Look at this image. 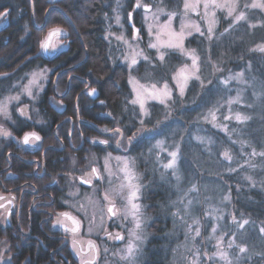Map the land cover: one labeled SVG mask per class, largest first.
I'll list each match as a JSON object with an SVG mask.
<instances>
[{"label":"trees","instance_id":"trees-1","mask_svg":"<svg viewBox=\"0 0 264 264\" xmlns=\"http://www.w3.org/2000/svg\"><path fill=\"white\" fill-rule=\"evenodd\" d=\"M135 1L124 0L121 5L120 0H0V12L8 13L7 23L0 27V92L1 85L18 82L22 74L51 69L50 84L37 105L51 106L48 97L53 95L55 86L56 92L68 91L64 97L67 110L62 114L51 108L41 110L42 120L48 124L43 127L46 137L66 140L96 136L115 140L110 133L113 130L120 131L126 139L135 137L128 144L127 153L141 174L143 203L156 223L151 226L149 247L156 249L157 259L152 263L154 258L150 257V264L172 263L185 231V225L177 218V209L183 215L182 201L187 194L196 203V217L206 224L204 233L211 220L205 213L208 205L219 206L224 212L221 232L226 238L235 239L232 257L240 256L231 264H264V232H261L264 156L258 155L264 152V52L256 50L264 46V9L248 8L252 0H239V10L246 12L244 21L227 26L231 19L220 14L211 39L198 33L188 37L185 45L197 49L201 58L200 80L192 79L183 95L175 90L174 96L164 104L150 103L143 117L131 102L130 75L171 80L182 56L176 50H169L160 61L152 54L149 63L142 61L134 71L121 61L118 54L121 43L108 26L116 12L121 11L119 14L127 17ZM167 2L174 7L175 2L181 4L180 0ZM136 14L141 19V10ZM57 26L64 30L60 36L67 45L63 50L46 53L41 43L49 30ZM144 45L146 48L147 43ZM240 72L245 77L243 84L235 80L227 85L222 83ZM70 74L89 79L98 88L99 98L90 99L86 93L79 95L85 83L75 78L68 81ZM236 95L239 102L229 104ZM92 104L95 110L90 108ZM213 112L217 127L211 122ZM233 113L249 119L244 123L225 119L229 115L234 117ZM77 114L98 128L82 124L80 132L75 129L71 134L69 118L56 126L68 115L74 120ZM220 124L227 131L219 128ZM142 129L144 134L139 135ZM158 141L163 142V155L166 149L176 151L179 147L178 175L162 173ZM225 151L231 160L224 157ZM69 185L77 186L79 182L76 178H66V190ZM81 189L86 190L82 186ZM95 239L102 250L106 242L100 236ZM110 246L101 251L99 264H117L115 257L109 255L116 246ZM240 247L247 251L241 253Z\"/></svg>","mask_w":264,"mask_h":264},{"label":"rangeland","instance_id":"rangeland-1","mask_svg":"<svg viewBox=\"0 0 264 264\" xmlns=\"http://www.w3.org/2000/svg\"><path fill=\"white\" fill-rule=\"evenodd\" d=\"M123 1L124 0H120L121 5H123ZM142 1L144 2L143 5H150L149 10L143 9L140 14L144 24V33L140 35H132L126 38L125 32L123 30H119L122 27L123 19V16H121L122 14H119V12L121 11L116 12L117 14L115 13V17L112 21V24H109L108 26L109 32L111 31V33H113V35H115V37L117 38V41H120L121 43L118 54L119 56H121V61L127 63L130 71H134L142 61H145L142 56H139L137 57L138 63L135 66H130L129 62L126 61L124 57L130 56L133 53V50L138 52L142 50L143 56L148 57V60L146 61L148 63L150 62L149 60L152 54L158 58L157 50L149 48L148 45L152 42H155V33L159 31L161 25L168 22L169 16L172 13H175V17L172 20V28L175 31L179 32L181 30L182 24L185 26L198 25L201 31L204 32V34L211 36L212 34H215L214 32L218 28L220 14H223L226 19H231V22H229L227 26H231L234 24L236 25L240 21H242L240 20L237 22L235 20L236 16L240 15L241 12L244 13V16L246 18V12L243 10H239L238 8L239 0H215L216 4L224 6L220 8L213 6L211 4V0H180L181 4L175 2V7L171 6L167 2V0H139L140 5ZM186 2L189 3L192 7H196L198 4L199 6L197 11L199 14H197V12L191 11V9L186 11L184 9V4ZM257 2H264V0H252L251 4L248 5V8H250L253 3ZM205 3H209V7L207 8V10H205L204 8ZM233 5H235V11L232 13V16H228L227 9L229 7H232ZM205 11H207V13L209 14V19L212 18L210 14L213 11L215 12V25L211 34H209L207 31L208 23L205 18ZM117 17H119V23H117ZM6 21H8L7 16L0 17V27L6 24ZM149 26L152 27V35L149 34ZM226 29L228 28L226 27ZM184 30L185 32L192 31L193 33H196L193 27H185ZM118 37H123V39H118ZM162 39H164V37H162ZM145 42L147 43L146 48L144 47ZM52 43L56 45L55 47H51L52 51L62 50L67 45L66 42L61 39V36L54 37ZM185 44L186 40L184 42V46L187 50L195 49ZM161 51H164L166 53L167 51H169V49H161ZM176 51L179 52L178 50ZM195 52L196 55L199 56L200 69L201 58L197 49H195ZM181 56L182 62L176 67V70L171 76V80H155L154 78H152L153 76H151V78L149 79L147 78V76H145L144 78H140L134 75V73L130 75L129 86L132 92L131 102L134 99H137L138 93L139 98L144 102L143 109H141V105L139 103L134 104L139 108L141 116H146L149 111L150 103H161V99H164V102L162 103L164 104L174 96L175 90L180 93L179 88L177 87L178 81L177 79H174V77H177L178 72L182 67H184L185 64L191 66V60L182 54ZM51 71V69L47 68L32 70L29 73H26L25 75L22 74L23 77L19 79L18 82L14 81V83L11 82L10 84L1 85L2 89L0 92V109H2V111H0V125H3V128L0 129V131H6L10 135V131L8 130L7 126L9 122H13L12 118L14 111H20V109H27L31 115H37V112H40V110H38L40 109V107L37 104L41 103L44 90H46L50 84L49 75ZM34 77L36 82L30 83V81H33ZM56 77L57 75L54 77V84ZM229 78L230 77H228L227 79L229 80ZM191 80L188 82V85ZM244 81L245 77L243 75L242 81L238 82H242L243 84ZM165 83H167L168 89H170L171 91L170 98H166V92L162 91L164 89ZM152 85H156V88L153 89ZM26 89L31 90L32 96H29L27 94ZM53 89L55 94L51 95V97H48L49 104L53 106H61L63 102L60 100L59 97L63 96L66 91L56 92L55 86L53 87ZM153 95L159 98L153 99ZM16 96L19 97L18 100L8 99V97ZM64 97L65 96H63V98ZM23 116L25 115L23 114ZM224 126L223 124H220L219 128H225ZM143 130L144 129H142V131H140L138 134H144ZM110 133L115 136V142L119 141V143L116 142V146L122 149V151L118 154L106 153L101 158H94L95 160L93 161H96L98 166L97 169L99 172L100 184L98 186H95L94 188L86 190L81 189L79 185H69L66 193V207L68 211H70L68 209L70 208L73 209L77 214H79V218L82 221L83 227L78 235V238L90 240L91 238L100 236L103 239L102 242L107 243V240L103 237L109 231V225L113 224V226L119 227L120 231L124 232V239L119 240L116 247L110 251L109 255L112 258L115 257L114 260L117 264H140L141 253L143 250L142 247H144L145 245L146 238L151 235V230H149L148 226L151 224V218L147 216L148 214H146L145 207L142 202L141 193L143 183L141 181V174H138L139 172L136 169L134 159L129 154H127V149L129 148L128 144L132 141V138L135 137L126 139L125 137H123V134L117 130H113ZM9 135L0 134V137L6 138ZM157 148L159 149L157 151L159 155L158 164L161 170L163 171L162 173L166 174L167 172L173 175L174 170L165 169L163 165L168 163V161L171 159L168 153L173 152L175 150L169 151L168 149H166L165 154L163 155L162 151H164L165 148H163V146ZM125 158L128 160L129 166L132 168V171L135 173L136 176V179L133 181V183L139 185V199L134 201V203L140 204L141 227L137 230V235L140 236V240H135V238L130 235L132 229L135 228V221L130 215H127V210L130 209V205L128 204L127 199L130 193V189L125 186L127 184V180L125 178V173L121 170L123 168V159ZM176 175H178V172H176ZM204 190L206 191L207 188H204ZM74 197H76L77 199H75ZM190 197L191 195L187 194L183 198V215H181V212L177 209V218H179L178 220L180 221V224L185 225V231L183 234V240L176 246L175 253L173 254V256L175 254L176 255L174 257L172 256L173 260L171 264H206V259H208L214 264H227L226 261H221L218 257L214 255L218 250L217 241L221 236L223 237L221 247L223 248V251L227 252L228 260H230L231 262H236L238 260V257L240 256L238 255V257H236L235 259L230 254L231 250L234 247L235 239L232 236L226 238L225 233L221 232L220 228V223L222 222L224 212L220 210L219 206H212L211 208L210 204L208 205V209L205 213L208 217H210L211 220L208 221L209 223L207 226V230L206 233H204L206 224H203L204 222L201 221V218H198V216L196 217V203H194L193 199L191 200ZM112 203H114L115 205L114 210L117 211V215L114 217L111 216L110 213L107 211L108 206ZM221 204L224 205V201L221 202ZM213 228L216 229L215 233H213L212 231ZM150 229H152V227ZM197 229H199L200 232L199 236L195 235ZM114 237L111 238L113 239V241H115ZM130 241L136 245L134 256L131 259H122V257L126 255L127 245ZM230 242L232 243L231 248L228 247ZM106 243L102 244V250L107 247ZM106 255H108V253Z\"/></svg>","mask_w":264,"mask_h":264},{"label":"flooded vegetation","instance_id":"flooded-vegetation-1","mask_svg":"<svg viewBox=\"0 0 264 264\" xmlns=\"http://www.w3.org/2000/svg\"><path fill=\"white\" fill-rule=\"evenodd\" d=\"M138 3L139 0L135 1L132 9L127 11V17L122 19L119 30L125 32L126 38L137 35L136 30H139L138 35L144 33L143 21L136 14V11L143 10L144 2H141V7H136ZM72 78L81 79L85 83L79 95L86 93L90 99L99 98L98 88L89 79L70 74L68 81ZM93 88L98 90V94H90ZM63 96L59 97L63 102L61 106H45L38 110L49 111L48 108H51L59 114L66 112L67 102ZM90 108L95 110L93 104ZM76 109L79 113L78 106ZM40 112L31 115L25 109L23 116L20 111H14L13 122L6 125L10 135L0 137V197H3L0 199V261L3 264H88L90 261L92 264H99L100 244L95 238H91L96 242L97 254L93 248L86 249L89 239L78 238L83 227L79 214L71 209L67 210L66 178H76L80 188L91 189L98 186L100 180L92 171H98V166L93 160L106 153H119L122 149L116 146L117 141L110 138H48L43 128L48 124L42 120ZM67 118L71 119V134L75 129L80 132L82 124L98 128L92 121L81 119L79 114L74 120L68 115L56 126ZM2 128L3 125H0V129ZM30 133L39 135L41 139L33 142L30 138L29 143L25 144L24 137ZM101 141H107V144ZM81 180H89L90 183L85 184ZM145 212L149 213L146 209ZM70 216L80 222L76 234L66 230L73 226ZM150 223L149 230L156 225L154 219ZM109 227L103 238L107 240V246H116L119 240L113 241L111 238L117 234L123 235L124 232L113 224ZM151 238L152 234L146 238L142 247L140 264H150V257L154 258L152 263L157 259L156 249L149 247Z\"/></svg>","mask_w":264,"mask_h":264},{"label":"snow or ice","instance_id":"snow-or-ice-1","mask_svg":"<svg viewBox=\"0 0 264 264\" xmlns=\"http://www.w3.org/2000/svg\"><path fill=\"white\" fill-rule=\"evenodd\" d=\"M211 4L217 8L220 7H224L223 5H218L215 3V0H211ZM198 4L196 7H192L189 3H185L184 4V9L187 11L189 9H191V11L197 12L198 13ZM136 7H141V5L138 3L136 5ZM209 7V3H205L204 4V8L205 10H207V8ZM252 8H260V9H264V2H257V3H253L251 5ZM145 8H147V6H145ZM228 11V16H232V13L235 11V5H233L232 7H229L227 9ZM8 13L5 12H0V17H5L7 16ZM211 19H209V14L207 13V11H205V18L207 20L208 23V33L211 34L213 31V27L215 25V12L213 11L211 14ZM175 17V13H172L169 16L168 22L161 25L159 28V31L155 33V42H152L148 45L149 48L151 49H156L157 53H158V59L160 61H163L165 59V55L166 53L164 51H161V49H169V50H178L182 55L186 56L187 58H189L191 60V66L185 64L184 67H182L180 69V71L177 74V77H174V79H177V87L179 88L180 91V95L184 94L185 89L188 86V82L191 79H196V80H200V77L197 75V73L199 72V56L196 55L195 49L192 50H187L184 46V42L185 40L193 35L192 31H188L185 32V27H193L196 33H199L201 36L204 35V32L201 31L200 27L198 25H181V30L179 32L175 31L172 28V20ZM245 19L244 13H240V15L236 16L235 20L238 22L240 20ZM117 23H119V17H117ZM64 30L57 26V27H53L49 30L48 35L44 38V40L41 43V47L45 50H47L50 46L51 47H55L56 45L52 43V38L53 37H58L61 34H63ZM137 35L139 34V30H136ZM149 34L152 35V27L149 26ZM162 37H164V39H162ZM118 39H123V37H118ZM209 39H211V35H209ZM127 43V42H126ZM260 52H264V46H260L258 49H256ZM142 56L143 59L145 61L148 60L147 56H143V52L141 51H135L133 50V53L130 56H126L124 57V59L126 61L129 62L130 66H135L138 63V59L137 57ZM243 78V73H237L235 76H232L229 78V80H238V81H242ZM229 80H223L222 83L227 85L229 83ZM35 77L33 78V81H30V83H35ZM202 83V82H201ZM152 88L155 89L156 85H152ZM27 94L29 96H32V92L30 89H26ZM162 91L166 92V98H170L171 96V91L170 89H168V85L167 83L164 84V89ZM96 89H91L90 94H95ZM153 99H158L159 97H156L155 95L152 96ZM9 100H18L19 97H8ZM164 102V99H161V103ZM239 102V96H237L234 100H230L229 104L232 103H238ZM133 104H137L139 103L141 105V109H143L144 107V102L139 98V93L137 94V99H134L132 101ZM0 111H2V109H0ZM21 114H24V110L20 109ZM211 116V122L213 123L214 127H217L218 125L215 124L216 121V115L215 113H210ZM226 120L229 119H235L237 122L240 123H244L246 120L249 119V117L244 116L240 113H236L235 116L233 117L232 115L226 116L225 117ZM225 131H227V128L225 126L224 128ZM118 131V130H117ZM0 134L2 135H9V133H7L6 131H0ZM30 138L34 141L40 140V136L35 134V133H30L25 135L24 137V143L27 144L29 143ZM197 139L201 140V142H204V139L201 137H197ZM101 143L103 144H107V141H101ZM117 143H119V141H117ZM163 142L162 141H158L157 142V147H162ZM168 155L171 157V159L168 161V163L164 164L163 167L165 169H173V175H176V172L178 171V161H179V147H177L176 151L170 152L168 153ZM224 157L228 160H231L232 157L231 155L225 151L223 153ZM253 155H257V153L255 151H253ZM258 155L264 156V152L258 153ZM124 173H125V178L127 180V184L125 185L126 187H128L130 189V193L127 197L128 199V204L130 205V209L127 210V215H130L134 221H135V228L132 229L130 235L132 237L135 238V240H140V236L137 235V230L140 229L141 227V221H140V204L139 203H134V201L139 199V185L134 184L133 181L136 179L135 173L132 171V168L129 166V162L128 160L125 158L123 159V168L121 169ZM94 174H96V176L99 178V172L96 169L92 170ZM177 179H179V177L177 176ZM83 183L85 184H89L90 181L89 180H84ZM0 199H3V197H0ZM225 199H230V197H225ZM9 203H11V201H9ZM0 207H2V205H0ZM115 206H111L107 209V211L109 213H111V215L114 217L117 215V211L114 210ZM72 219V224L73 226L69 229H66L67 231L72 232L73 234H76L80 224L79 221H77L75 218H71ZM233 221H235V216H233ZM248 221L245 220L244 224H247ZM240 227H243V224L240 225ZM213 233L216 232V229L213 228L212 229ZM261 232H264V228L261 229ZM196 236L200 235L199 229L196 230L195 233ZM116 240H123L124 236L121 234H117L114 237ZM222 241H223V237L221 236L219 238V240L217 241V252L214 254L216 257H218L221 261H226L227 264H231V261L228 260V254L227 252L223 251V248L221 247L222 245ZM229 248L232 247V243L230 242L228 245ZM136 250V245L134 243H132L131 241L129 242V244L127 245V249H126V255L124 257H122V259H131L134 256V252ZM239 251L241 253H244L247 251V248L245 247H240ZM207 255V254H205ZM211 259V257H210ZM0 264H3L2 261H0ZM88 264H92V262H88Z\"/></svg>","mask_w":264,"mask_h":264},{"label":"water","instance_id":"water-1","mask_svg":"<svg viewBox=\"0 0 264 264\" xmlns=\"http://www.w3.org/2000/svg\"><path fill=\"white\" fill-rule=\"evenodd\" d=\"M145 6H147V8H145ZM143 9H145V10H149L150 9V5H143ZM135 33H136V31H135ZM54 39V37L52 38V40ZM50 49H51V46L47 49V50H45V49H43L44 50V52H46V53H49L50 52ZM95 94H98V90H96V92H95ZM95 97H96V95H95ZM82 182L84 181V180H81ZM111 206H113V204H111V205H109L108 206V208L109 207H111ZM110 215H111V213H110ZM112 216V215H111ZM71 218H75V217H73V216H70ZM77 221H79L77 218H75ZM72 220V219H71ZM79 224H80V222H79ZM80 228V227H79ZM91 248H93L94 249V251H95V254H97V245H96V242L95 241H93V240H89L87 243H86V249L87 250H90Z\"/></svg>","mask_w":264,"mask_h":264}]
</instances>
